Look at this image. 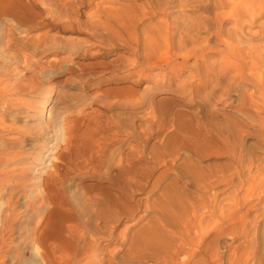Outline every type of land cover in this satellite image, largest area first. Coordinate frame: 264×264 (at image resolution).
<instances>
[{
    "label": "rangeland",
    "instance_id": "obj_1",
    "mask_svg": "<svg viewBox=\"0 0 264 264\" xmlns=\"http://www.w3.org/2000/svg\"><path fill=\"white\" fill-rule=\"evenodd\" d=\"M6 1L0 264H264V0Z\"/></svg>",
    "mask_w": 264,
    "mask_h": 264
},
{
    "label": "bare ground",
    "instance_id": "obj_2",
    "mask_svg": "<svg viewBox=\"0 0 264 264\" xmlns=\"http://www.w3.org/2000/svg\"><path fill=\"white\" fill-rule=\"evenodd\" d=\"M30 6L31 3L29 5H24L23 8H21L22 11H19L18 9L10 6L6 0H0V14L5 13L8 15H13L18 21L22 23L37 26L39 25V16L38 14H36V12L32 11V8ZM25 9H27L28 11L31 10L32 12L26 13ZM63 199H65V204L69 205V201L67 200L68 198L64 197ZM70 221H76L79 225L81 221L80 213L77 211H71L67 213L63 212L60 217L54 219L52 222V228L50 229V231H48V233L44 235L43 242L47 245L53 242L56 246L67 243L66 241L68 238V234L69 236H75L76 238H78L81 235V232L76 225H68V222Z\"/></svg>",
    "mask_w": 264,
    "mask_h": 264
}]
</instances>
